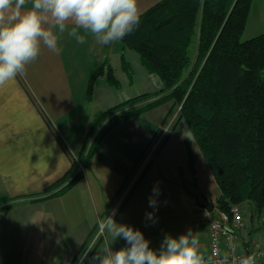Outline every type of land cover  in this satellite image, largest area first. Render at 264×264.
Listing matches in <instances>:
<instances>
[{
  "label": "crops",
  "instance_id": "0c3cea01",
  "mask_svg": "<svg viewBox=\"0 0 264 264\" xmlns=\"http://www.w3.org/2000/svg\"><path fill=\"white\" fill-rule=\"evenodd\" d=\"M158 1L137 0L140 13ZM68 30H54L58 52L42 47L25 75L0 88V198H6L0 208L10 204L0 210V264H74L106 215L139 229L156 250L166 235L178 238L191 230L207 256L210 212L199 202L207 196L217 209L219 189L184 119L177 117L161 149L135 177L144 150L177 107L164 102L108 125L116 114L158 99L161 78L123 39L107 46L87 34L80 44ZM102 65L90 91V79ZM149 93L154 96L99 120L107 110ZM73 155L78 161H72ZM74 162V174L85 162L81 176L47 192ZM154 187L155 209L149 206ZM147 213H154L153 219ZM262 221L256 224L260 230ZM105 246L115 251L126 241H114L105 231L83 264H91Z\"/></svg>",
  "mask_w": 264,
  "mask_h": 264
},
{
  "label": "trees",
  "instance_id": "16d2710c",
  "mask_svg": "<svg viewBox=\"0 0 264 264\" xmlns=\"http://www.w3.org/2000/svg\"><path fill=\"white\" fill-rule=\"evenodd\" d=\"M251 4L252 0H159L140 13L138 26L123 42L161 78V95L146 106L116 114L108 125L164 102L181 105L179 116L218 184L217 209L212 213L248 204L264 223V32L242 39ZM103 71L104 65L92 75L90 91ZM107 75L115 79L111 70ZM153 96H137L107 110L99 120ZM190 159L193 163L192 153ZM75 164L46 191L76 181L82 172L73 173Z\"/></svg>",
  "mask_w": 264,
  "mask_h": 264
},
{
  "label": "clouds",
  "instance_id": "9594fccd",
  "mask_svg": "<svg viewBox=\"0 0 264 264\" xmlns=\"http://www.w3.org/2000/svg\"><path fill=\"white\" fill-rule=\"evenodd\" d=\"M139 21L137 0H0V88L25 75L42 47L59 51V36L54 30L62 34L71 24L68 35L77 43H85L86 35L91 34L101 44L109 45L131 34ZM157 195L158 188L154 187L149 198V206L154 209ZM146 215L148 219L154 217V213ZM99 228L114 241L124 239L126 246L115 251L110 246L99 249L91 264H209L191 230L178 238L166 235L156 250L139 229L118 224L114 215H106ZM90 251L84 252L81 264ZM228 261V255H224L220 264ZM238 264H256V255L244 256Z\"/></svg>",
  "mask_w": 264,
  "mask_h": 264
},
{
  "label": "built area",
  "instance_id": "2783aa9c",
  "mask_svg": "<svg viewBox=\"0 0 264 264\" xmlns=\"http://www.w3.org/2000/svg\"><path fill=\"white\" fill-rule=\"evenodd\" d=\"M180 109L181 105L178 106L173 117L161 127L144 150L135 177L140 175L143 169L152 161L172 132L174 121L179 115ZM72 160L78 161L77 156L73 155ZM83 167V164H79V170H82ZM208 226L209 252L205 257L209 259V264H220L224 255L229 257L228 264H233V262L238 264L240 258L251 254L256 255V264H261L264 261V235L262 237H253V230L248 225L243 205L233 204L227 210H218L215 213H210L208 215ZM104 232L99 228L93 241L76 259L75 264H81V257L84 252L93 248Z\"/></svg>",
  "mask_w": 264,
  "mask_h": 264
},
{
  "label": "rangeland",
  "instance_id": "374dc122",
  "mask_svg": "<svg viewBox=\"0 0 264 264\" xmlns=\"http://www.w3.org/2000/svg\"><path fill=\"white\" fill-rule=\"evenodd\" d=\"M251 8L253 10L251 13V18H249V20H247V23H246V27H245V30H244L243 36H242L243 40L252 38V37L259 35L260 33L264 32V2L262 0H252ZM250 12H251V10H250ZM177 117L179 118L180 116L178 115ZM164 124H166V122ZM164 124H162V126ZM72 161H74V160H72ZM197 197L202 198V195L198 194ZM216 200H217V198H215V201ZM1 203L2 202H0V204ZM8 205L10 206V204L6 203L4 206H8ZM7 208H5V209H7ZM251 208L252 207L249 206L248 204H244V211H245L246 219L248 220V225H249V227H254L253 231H252L253 237H258V236L262 237L264 235V233H263L264 232V223L262 224L263 230H260L256 227V224L258 223V220H259L258 212L255 211V213L252 214V212H250ZM2 210H4V209H2ZM98 230H99V228H98ZM89 243H91V241Z\"/></svg>",
  "mask_w": 264,
  "mask_h": 264
},
{
  "label": "water",
  "instance_id": "95a60500",
  "mask_svg": "<svg viewBox=\"0 0 264 264\" xmlns=\"http://www.w3.org/2000/svg\"><path fill=\"white\" fill-rule=\"evenodd\" d=\"M112 44V43H111ZM111 44L107 45L110 46ZM200 206L205 208L208 212L212 213L215 210V203L213 200L208 198L207 196H204V201L199 202Z\"/></svg>",
  "mask_w": 264,
  "mask_h": 264
},
{
  "label": "bare ground",
  "instance_id": "6f19581e",
  "mask_svg": "<svg viewBox=\"0 0 264 264\" xmlns=\"http://www.w3.org/2000/svg\"><path fill=\"white\" fill-rule=\"evenodd\" d=\"M161 149V148H160Z\"/></svg>",
  "mask_w": 264,
  "mask_h": 264
}]
</instances>
